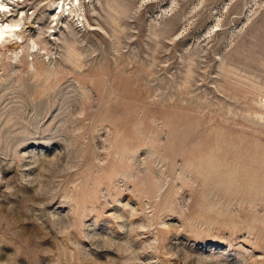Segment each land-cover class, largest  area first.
<instances>
[{
	"label": "rangeland",
	"instance_id": "1",
	"mask_svg": "<svg viewBox=\"0 0 264 264\" xmlns=\"http://www.w3.org/2000/svg\"><path fill=\"white\" fill-rule=\"evenodd\" d=\"M18 2L0 264H264V0Z\"/></svg>",
	"mask_w": 264,
	"mask_h": 264
},
{
	"label": "bare ground",
	"instance_id": "2",
	"mask_svg": "<svg viewBox=\"0 0 264 264\" xmlns=\"http://www.w3.org/2000/svg\"><path fill=\"white\" fill-rule=\"evenodd\" d=\"M15 4H19L18 0H0V44L1 45L2 44L4 45V43L11 42L12 40H19L22 38L21 34L25 28L23 24L24 21L23 18L18 21H5L8 15L12 16L13 10L10 8V6ZM57 9L61 10L60 14H64V12L66 11L64 4L61 5V7H58ZM69 10H71V8Z\"/></svg>",
	"mask_w": 264,
	"mask_h": 264
}]
</instances>
